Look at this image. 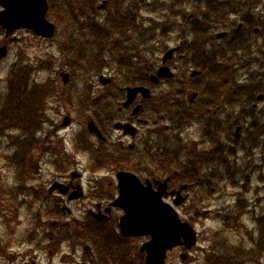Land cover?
<instances>
[{
	"label": "flooded vegetation",
	"instance_id": "1",
	"mask_svg": "<svg viewBox=\"0 0 264 264\" xmlns=\"http://www.w3.org/2000/svg\"><path fill=\"white\" fill-rule=\"evenodd\" d=\"M169 1L51 0L59 11L85 17L71 24L77 31L60 28L59 39L34 36L47 48L43 56L56 46L66 60L94 62V71L84 76L56 59L51 72H37L34 83L44 85L31 91L32 104L15 110L16 125H30L28 134L19 127L13 133L20 162L14 170L21 172L13 179L17 202L32 205L27 215L37 231H31L30 246L51 261L59 256L58 264L74 258L98 264L87 230L72 223H117L119 230L124 212L113 203L122 173L153 191L168 180L163 197L172 204L179 190L192 204L205 203L206 191L216 192L235 204L240 219L254 213L240 192L264 193L256 159L257 150L264 153V0ZM164 13L173 26L161 21ZM105 40L111 43L107 53ZM47 77L54 85H46ZM21 133L28 139L24 151ZM173 150L183 165L162 167ZM21 151L30 154L26 160ZM234 158L244 163L235 165ZM183 170L189 180L173 183ZM259 208L258 230L240 239L255 252L252 264H264V202ZM21 214L13 230L23 229Z\"/></svg>",
	"mask_w": 264,
	"mask_h": 264
},
{
	"label": "trees",
	"instance_id": "2",
	"mask_svg": "<svg viewBox=\"0 0 264 264\" xmlns=\"http://www.w3.org/2000/svg\"><path fill=\"white\" fill-rule=\"evenodd\" d=\"M49 1L50 10L48 13V17L50 20L54 21L60 28L64 27L72 31H77L75 28L71 26L72 23L80 22L81 16L85 17L84 14H80V17H78L79 14L76 12L71 11H59L55 9L53 4L51 3V0ZM55 1V0H53ZM76 2V0H75ZM78 5V3L76 2ZM92 13H87L86 16H91ZM169 15H167L168 17ZM166 29H164L163 34H165ZM91 35H89L90 37ZM58 39L61 37V35L58 33L57 35ZM148 37L151 38V35H148ZM102 44H106L103 46L105 48L106 53L111 50V43L107 44V41L102 42ZM59 48L62 47V45H58ZM63 54H61V53ZM59 59H61L60 62H62V67L64 66V63L67 62L70 71H78L81 72L82 75H89L92 71H94V62L91 60L86 61V59H78L74 58L73 56H70L67 60L65 59L64 55L66 54L64 50H59ZM23 53L20 54L21 58L19 61L12 63L11 67H9L8 72H10L8 76V80L6 82V89H7V95L2 97L0 94V148L3 147L4 144L7 145V147H11L15 144L13 137L10 135H6V132H13L15 129L17 130V127L22 129L28 134V131L26 129V126H19L16 125V114L15 110L17 107L26 106L32 104V93L31 91L33 88L36 87V85H44V83H34V80L30 82V78L35 73L34 71H39L40 69H46L49 72H51L54 69V66L56 65V59L53 56L50 61L43 62L41 67L33 68L31 65L27 62H25V59L22 57ZM92 55V52L89 50V56ZM93 56V55H92ZM58 60V59H57ZM116 64H125V62L121 59L114 60ZM1 61H0V68H1ZM50 65V66H49ZM35 69V70H34ZM2 72V71H1ZM49 77H47L48 79ZM48 83L46 85H54V83L48 79ZM2 81L0 80V92H2L5 87L2 86ZM25 94L27 98L23 99L22 97L19 98L16 96V94ZM27 93V94H26ZM29 96V97H28ZM23 133V132H22ZM22 137H25L22 135ZM26 138V137H25ZM24 156L20 157L23 158ZM10 165L15 168L17 167V164L20 162L17 161L16 155L13 157L8 158ZM17 164H16V162ZM162 167H178L183 165V162L181 158L179 157V154L173 150L171 153L167 152L164 156V159L161 161ZM164 174H167L165 172ZM173 183L179 182L183 183V181H188V176L185 173V171H181V173L176 176L173 175ZM178 177L182 178L180 180ZM209 191V190H208ZM211 192V191H209ZM8 198H9V204L12 207L13 203H15V195L10 191L7 192ZM190 213L192 214L193 207L189 206ZM199 210V207L196 206V211ZM9 214L12 217H16L18 214L17 210H13L11 208L8 209ZM260 224H263L260 222ZM72 225L76 228H79L80 230L86 229L89 234V240L94 248V254L95 259L98 264H145L144 256L140 253V243L138 242L139 239L134 238H128L122 236L118 232L117 223L116 224H102L98 222H90L86 221L85 225L83 227H80L77 225V223H72ZM237 228L238 229V218H229L227 221V230L230 231V229ZM264 228L261 227V230ZM226 230L222 229L220 231H216V233L213 235L212 240L210 241V247H207V250L204 255L205 264H241L240 258L241 256H246L245 249L243 250L241 246H238V239L235 241L230 240L225 235ZM82 238L85 239L84 233L82 235ZM3 240H1L2 242ZM251 256V254H249Z\"/></svg>",
	"mask_w": 264,
	"mask_h": 264
},
{
	"label": "water",
	"instance_id": "3",
	"mask_svg": "<svg viewBox=\"0 0 264 264\" xmlns=\"http://www.w3.org/2000/svg\"><path fill=\"white\" fill-rule=\"evenodd\" d=\"M0 6L3 8L0 11V25L6 30L7 36L19 29H29L46 38L55 34V24L47 19V0H0ZM167 55L169 58L172 51ZM6 56L7 46L0 47V57ZM129 91L135 94L140 89ZM119 176L120 195L113 203L124 211L119 228L124 236L151 237L141 247V252L146 254V264H165L169 250L178 245L191 248L196 244L197 233L194 228L189 222H183L176 209L163 200L166 182L162 183L163 189L153 191L133 174L122 173ZM182 202L181 197L176 204ZM182 257L185 259L186 255Z\"/></svg>",
	"mask_w": 264,
	"mask_h": 264
},
{
	"label": "rangeland",
	"instance_id": "4",
	"mask_svg": "<svg viewBox=\"0 0 264 264\" xmlns=\"http://www.w3.org/2000/svg\"><path fill=\"white\" fill-rule=\"evenodd\" d=\"M168 3L172 5V2H170L169 0ZM168 13L173 14L172 9L171 11L169 10ZM171 14L168 17H164L163 19H161V21L169 23L171 20ZM13 36H15V41L11 43L8 42V40L5 39L4 34H1L0 32V46H2L5 43L8 44V55L5 59L1 60L2 63H1L0 72L2 71L1 72L2 81H4L6 77L8 80V76L10 74V72H8L9 67H11L12 63H14L18 59L17 53L20 51H26L27 53L24 55L25 58L31 59L32 62L30 63L36 66L42 65L43 62L50 61L51 57L53 56L55 57L58 56L57 49L56 47L53 46L48 48L50 51H52L51 55L43 56L41 52L47 50V48L42 44L36 43V40L34 39V36L31 33H28L26 31L25 32L19 31L16 32ZM156 37H158V35H156ZM58 65L59 63L56 66ZM0 94L2 95V97L8 94L6 86L5 89H3L2 92H0ZM190 132L191 134H194L195 127ZM10 133L11 132L7 131L6 135H10ZM256 152L260 153L259 155H256V159H259L257 160V163L260 169L257 173V176L262 181L261 182L259 180L260 189H262L261 186L262 183H264V153L261 152L260 149L257 150ZM235 158L233 160V163L235 165L239 164V166H241L244 163L243 161L241 163V160L238 161V163H236ZM250 161H252V159H250ZM4 163H5L4 160L0 159V184L4 186L7 185L8 188H14L16 186L13 183V177L7 169V165ZM34 183L37 184L36 182ZM255 185H257V182H255ZM246 190L247 189H244V192H240V191L239 192L244 195L242 196V198L248 197L247 203L249 205L250 210L254 213L245 215L240 221L242 226L241 230L244 233V235L251 234L252 231L258 230L257 221L255 220V217L258 214L262 216V214L259 213L260 211L259 204L260 202H264V199L262 198L264 193H258V188L256 190L255 189L251 190L253 192H251L250 194H246ZM10 191L19 197L17 189H13ZM229 191L231 192L232 190ZM215 193L216 192H214L205 203H202L204 205H202L201 209L206 210L208 213L200 218H197V220L193 222L194 223L193 226L198 231V234H200L198 246L189 252L190 256L185 261H182L180 257L181 253L186 252L185 250H179V249L173 250L169 254L167 264H205L203 250H206L205 249L206 247L208 248L210 247L211 244L210 241L212 240L213 235L216 233V231H220L225 228V224L223 222L225 215H227L228 213H235V214L237 213L235 207L231 206L232 204L229 201V199H224L223 201L220 195ZM28 205L29 204H24V203L20 204V209L22 210V214H21L22 219L19 221V224L22 223V226L20 227L27 228L29 231H33V230L37 231V228L31 227L29 225V219L27 215ZM187 205L184 206L180 210V212L182 218L189 221V216L186 214ZM226 206H231L228 212L225 210ZM0 211L4 212V209L1 205H0ZM29 211L32 212V209H29ZM243 211L244 212L246 211V207ZM259 217H257V219ZM26 234H27L26 231L22 232L20 229L13 230L11 228V230H8L7 236H5L3 241L0 243V253L1 251H5L2 253L3 256H0V264H58L57 260L59 256L54 257V260L51 261L48 255L41 253L38 250V246L36 245L30 246L29 242H24L26 238ZM30 236L31 235H29V237ZM36 239L39 240L38 238ZM146 241H147L146 238H142L139 239L138 242L140 243V245H142ZM26 252H28V254H25ZM77 256H79V254ZM70 264H77V259L74 258V260H71ZM253 264H257V263L253 262Z\"/></svg>",
	"mask_w": 264,
	"mask_h": 264
}]
</instances>
